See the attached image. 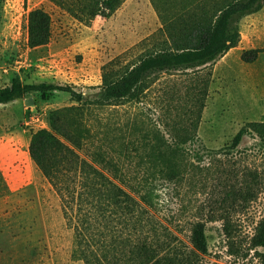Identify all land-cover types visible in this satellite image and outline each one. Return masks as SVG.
Wrapping results in <instances>:
<instances>
[{
	"label": "rangeland",
	"instance_id": "1",
	"mask_svg": "<svg viewBox=\"0 0 264 264\" xmlns=\"http://www.w3.org/2000/svg\"><path fill=\"white\" fill-rule=\"evenodd\" d=\"M87 1L0 0V86L18 77L68 84L83 94L76 102L62 91L48 99L31 92L0 104V264H85L74 221L64 217L60 196L28 154L31 134L49 127L53 110L69 107L80 111L77 122L87 131L82 157L108 152L133 164L154 127L170 139V128L193 120L196 140L186 144L183 179L165 184L154 216L186 244L189 223L204 224L207 253L199 264H261L255 251L264 253V246L248 244L264 216V142L252 132L231 147L240 127L264 122L257 58L240 59L260 47L258 29H247L257 26V15L241 18L237 45L213 63L158 72L140 101L100 106L93 101L104 71L131 66L158 47L166 29L188 27L224 0H121L109 15L85 22L77 16ZM35 8L49 15L50 38L29 47L27 16ZM226 223L238 252L229 249Z\"/></svg>",
	"mask_w": 264,
	"mask_h": 264
},
{
	"label": "trees",
	"instance_id": "2",
	"mask_svg": "<svg viewBox=\"0 0 264 264\" xmlns=\"http://www.w3.org/2000/svg\"><path fill=\"white\" fill-rule=\"evenodd\" d=\"M120 2L88 0L77 17L86 22L96 15L107 16ZM263 3L264 0L220 1L212 9L202 10L188 27L166 29V38L155 50L120 71L103 72L100 95L93 103L106 106L138 102L152 75L213 63L237 45L241 18L258 12ZM27 34L29 47L49 41L47 12L41 8L29 11ZM260 51L263 50L245 51L240 59L252 63ZM55 91L67 93L76 102L83 99L82 92L68 84L27 83L13 77L9 84L0 86V104L31 92L48 99ZM79 112L73 107L53 110L49 127L31 134L28 154L60 196L64 217L74 221L77 252L85 264H199L200 255L207 253L204 224L189 223L186 244L154 216L161 209L165 184H177L183 179L186 144L196 140L193 120L189 127L170 128V139L154 127L152 141H142L144 153L137 155L133 164L127 156L117 160L108 152L90 153L89 159L82 157L78 151L84 149L88 135L77 122ZM252 132L264 142V122H249L239 128L231 147ZM223 230L229 249L238 252L232 226L226 223ZM248 246H264V216L256 224ZM255 252L264 264V253Z\"/></svg>",
	"mask_w": 264,
	"mask_h": 264
},
{
	"label": "crops",
	"instance_id": "3",
	"mask_svg": "<svg viewBox=\"0 0 264 264\" xmlns=\"http://www.w3.org/2000/svg\"><path fill=\"white\" fill-rule=\"evenodd\" d=\"M254 15H257L258 17L257 26L247 28V29H258V32H259V39H258L259 46H260L259 49H262L263 51H260L258 53L257 74H258L259 88H260V91H262L261 90L262 85L264 87V3H263L262 8L258 12L245 16V20H248V18Z\"/></svg>",
	"mask_w": 264,
	"mask_h": 264
}]
</instances>
